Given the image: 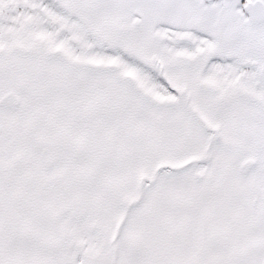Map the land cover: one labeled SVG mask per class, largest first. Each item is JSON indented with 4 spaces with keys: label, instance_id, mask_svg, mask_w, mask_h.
<instances>
[{
    "label": "snow or ice",
    "instance_id": "1",
    "mask_svg": "<svg viewBox=\"0 0 264 264\" xmlns=\"http://www.w3.org/2000/svg\"><path fill=\"white\" fill-rule=\"evenodd\" d=\"M0 264H264V0H0Z\"/></svg>",
    "mask_w": 264,
    "mask_h": 264
}]
</instances>
